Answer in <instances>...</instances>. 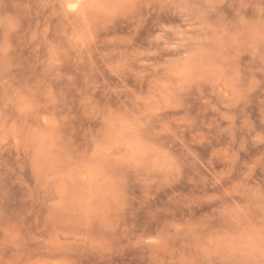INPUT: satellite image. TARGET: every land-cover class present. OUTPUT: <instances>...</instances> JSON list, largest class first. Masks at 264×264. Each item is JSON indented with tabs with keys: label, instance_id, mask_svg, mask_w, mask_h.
Returning a JSON list of instances; mask_svg holds the SVG:
<instances>
[{
	"label": "rangeland",
	"instance_id": "1",
	"mask_svg": "<svg viewBox=\"0 0 264 264\" xmlns=\"http://www.w3.org/2000/svg\"><path fill=\"white\" fill-rule=\"evenodd\" d=\"M70 1L0 0V264H264V0Z\"/></svg>",
	"mask_w": 264,
	"mask_h": 264
},
{
	"label": "bare ground",
	"instance_id": "2",
	"mask_svg": "<svg viewBox=\"0 0 264 264\" xmlns=\"http://www.w3.org/2000/svg\"><path fill=\"white\" fill-rule=\"evenodd\" d=\"M64 1H65V0H64ZM85 1H87V0H85ZM88 1H89V0H88ZM81 2H82V0H81ZM64 3H65V2H64ZM67 3H73V2H71V1L69 0V2H67ZM84 3H85V2H84ZM80 4H82V3H80V1H79V5H80ZM91 4H92V3H91ZM76 5H78V4L76 3ZM86 5H87V4H86ZM69 6H70V5H69ZM72 6H74V3L72 4ZM89 6H90V5H89ZM70 7H71V6H70ZM70 7H69V8H70ZM74 7H75V6H74ZM74 7H73V8H74ZM78 7H79L80 11H77V12H82V13H81L82 15H83V14H86V15L89 14L88 10H90V9L87 10V8H86L85 6H84L83 8H81V6H78ZM78 7H77V8H78ZM68 12H69V9H68ZM89 15H90V14H89ZM91 16H92V15H91ZM93 16H94V15H93ZM67 17H69V16H67ZM85 17H87V16H85ZM85 17H84V18H85ZM94 17H95V16H94ZM75 18H76V17H75ZM72 23H73V21H72ZM75 27H76V26H75ZM77 27H78V26H77ZM93 27H94V26H93ZM73 28H74V27H73ZM71 31H73V30H71ZM75 31H76V30H75ZM78 31H80L79 28H78ZM72 34H74V33H72ZM78 34H79V33H78ZM73 37H74V36H73ZM70 39H71V38H70Z\"/></svg>",
	"mask_w": 264,
	"mask_h": 264
}]
</instances>
